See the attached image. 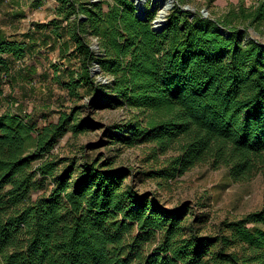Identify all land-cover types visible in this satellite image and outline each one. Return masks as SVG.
I'll use <instances>...</instances> for the list:
<instances>
[{
    "label": "trees",
    "instance_id": "trees-1",
    "mask_svg": "<svg viewBox=\"0 0 264 264\" xmlns=\"http://www.w3.org/2000/svg\"><path fill=\"white\" fill-rule=\"evenodd\" d=\"M57 1L45 25L70 63L54 62L52 79L74 104L38 124L0 103L3 264H264V204L205 234L202 216L141 191L131 167L87 155L76 172L54 150L66 133L89 129L84 107L124 105L107 130L125 145L150 144L155 162L142 178L168 180L198 164L252 178L264 169V0L214 17L174 4L161 30L135 0ZM251 26L263 37H246ZM26 56L25 41L0 39V96L12 59ZM95 61L108 81L93 73ZM82 89L90 101L78 104Z\"/></svg>",
    "mask_w": 264,
    "mask_h": 264
},
{
    "label": "rangeland",
    "instance_id": "rangeland-1",
    "mask_svg": "<svg viewBox=\"0 0 264 264\" xmlns=\"http://www.w3.org/2000/svg\"><path fill=\"white\" fill-rule=\"evenodd\" d=\"M172 1L174 6L192 8V10L186 9L188 12L195 11V13L200 12L205 16L214 17L241 2L250 5L256 0ZM155 2V5L153 0L145 2L147 12H151L153 17L157 15L161 5L160 0ZM11 7L8 0L0 4V24L7 26V29L15 26L9 22L7 14ZM172 8L168 9L167 17ZM26 10H29L28 6ZM47 14L48 9L44 5L40 8L39 15L47 17ZM28 27V25L20 24V30H26ZM249 31L246 37H263L254 26H251ZM262 39L264 40V37ZM45 53L47 55L42 54V58H39L37 62L31 54L24 62L18 60L20 65L18 67L22 72L14 73L9 82H4L5 92L0 96V103H3L4 107L9 105L23 114L30 113L32 120H36L38 124L57 119L60 108H68L74 104V100L69 98L67 89L52 79L53 70L49 65L51 61L57 59V51L48 50ZM66 61H70L69 58H66ZM45 71L51 74L44 76ZM82 91L86 95L78 101V104L90 101L88 90L82 89ZM43 113L46 117L42 116ZM81 115L90 124L89 129L77 135L68 132L61 137L54 149L59 156H66V162L75 163L77 169L84 164L87 155L100 160L110 157L116 165L131 167L133 172L137 173L134 181L141 191L156 193L160 201L168 207L182 205L188 208L189 218L195 215L202 216L204 220L199 222V226L205 234L217 235L225 220L241 217L249 211L259 209L264 204V169L244 181L232 178L226 167L215 168L209 164H198L182 173H177L168 180L148 175L142 178L138 174L139 170L148 169L155 162L148 157L150 144L143 142L125 145L111 137L107 130V127L116 119L125 116V106L95 108L88 106L82 109ZM77 169L76 172L79 171ZM131 177V174L128 175L127 181H130ZM160 181H163V185L159 183ZM0 264H3L1 258Z\"/></svg>",
    "mask_w": 264,
    "mask_h": 264
},
{
    "label": "crops",
    "instance_id": "crops-1",
    "mask_svg": "<svg viewBox=\"0 0 264 264\" xmlns=\"http://www.w3.org/2000/svg\"><path fill=\"white\" fill-rule=\"evenodd\" d=\"M4 1L6 0H0V4H2ZM8 3H10V5L12 6L10 10L7 11L8 17L10 19L9 22L14 24L15 26L14 28L7 29V26H5L4 24H0V39L9 37L25 41L27 43V56L31 54L36 62L39 58H42V54H44V56L47 55V53H45L46 51H57V59H55V61L53 62L51 61L49 65V67L52 68L53 73L54 62L63 61L66 64L70 62H67L66 58H63L61 60L62 56L60 55V41L54 36L51 30L52 25L48 27L45 25L53 17L56 16V7L58 5L57 0H8ZM44 5H46L48 9L47 17L39 15V10ZM27 6L29 7V10H26ZM38 22L42 23L43 25H38ZM20 24H25L29 27L26 30H20ZM50 41L52 42L50 43ZM43 45H45L48 49ZM43 49L45 50L43 51ZM11 65L13 74L22 72L19 70L20 67H18L20 66L18 65V59H12ZM44 73V76L46 74H51L46 71Z\"/></svg>",
    "mask_w": 264,
    "mask_h": 264
},
{
    "label": "water",
    "instance_id": "water-1",
    "mask_svg": "<svg viewBox=\"0 0 264 264\" xmlns=\"http://www.w3.org/2000/svg\"><path fill=\"white\" fill-rule=\"evenodd\" d=\"M145 1V0H143ZM164 0H160V4L163 2ZM135 3L137 4L138 6V14L141 15V17L145 18L146 17V5L144 3H141V2H138V0H135ZM155 0H153V4L155 5ZM174 5V4H173ZM172 5V6H173ZM171 6V7H172ZM170 7V8H171ZM185 9H191L189 6H183ZM168 13V12H167ZM167 13L166 15L163 16L162 19H158V15H159V12L157 13V15L153 18L152 20V23H153V27L157 30H161L164 28L165 24H166V21H167ZM99 42L98 40H95V43L93 44V47L96 48L97 50L99 49ZM93 70V73H95L96 75H98L97 79L100 80V81H103V82H106L108 81V76L106 75H103L101 73V66H100V62L99 61H95L94 63V66L92 68Z\"/></svg>",
    "mask_w": 264,
    "mask_h": 264
},
{
    "label": "bare ground",
    "instance_id": "bare-ground-1",
    "mask_svg": "<svg viewBox=\"0 0 264 264\" xmlns=\"http://www.w3.org/2000/svg\"><path fill=\"white\" fill-rule=\"evenodd\" d=\"M138 2H141V3H144L146 5V0L143 1V0H138ZM173 4V1L172 0H164L161 5L159 6V17L158 19H162L164 15H166L168 9L171 7V5Z\"/></svg>",
    "mask_w": 264,
    "mask_h": 264
},
{
    "label": "built area",
    "instance_id": "built-area-1",
    "mask_svg": "<svg viewBox=\"0 0 264 264\" xmlns=\"http://www.w3.org/2000/svg\"><path fill=\"white\" fill-rule=\"evenodd\" d=\"M94 40H96V38ZM94 43H95V41H94ZM19 60H22V59H19ZM22 62H24V60H22Z\"/></svg>",
    "mask_w": 264,
    "mask_h": 264
}]
</instances>
